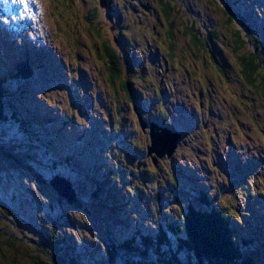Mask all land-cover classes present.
<instances>
[{
  "label": "rangeland",
  "instance_id": "1",
  "mask_svg": "<svg viewBox=\"0 0 264 264\" xmlns=\"http://www.w3.org/2000/svg\"><path fill=\"white\" fill-rule=\"evenodd\" d=\"M99 1L46 2L44 45L54 43L75 69L64 82L41 73V79L34 73L28 82H3L7 97L0 104L2 253L12 256L14 264H51L55 257L61 264H108L109 250H116L113 264H139L136 252L146 257L141 264H165L173 255L181 264H193L184 251L194 254L191 246L180 243L187 239L185 217L198 209L199 197L210 195L213 207L228 216L242 257L264 264V234L250 221L254 208L264 209V162L254 171L244 168L264 154V93L242 76L230 38L232 31L240 30L257 39L264 55V0ZM17 17L24 14L0 13L1 22ZM29 28L25 31L32 37L42 34L40 27L37 32ZM0 35L8 51L7 35ZM192 35L199 42L196 46ZM104 46L118 54L120 78L130 84L129 90L115 80L118 88L113 91ZM1 52L7 64L8 56ZM41 55L39 68L50 73L54 69L61 76L46 59L51 56ZM258 74H264V67ZM74 88L81 98L73 97ZM21 89L25 102L33 105L30 114L43 110L40 104L53 109L49 123L39 114L34 126L41 131L12 123L5 112L8 100L15 109L21 107L13 100ZM190 113L198 118L194 121ZM159 125L180 133L170 155L150 152V131L160 130ZM231 152L237 155L232 158ZM56 176L73 187L75 200L56 190ZM257 196L263 201L253 203ZM3 199L16 215L40 223L41 230L16 218ZM175 224L179 232L172 231ZM257 226L264 229V219ZM204 228L217 241L212 226ZM239 230L249 233L241 236ZM24 233L31 240H19ZM144 236L149 241L144 242ZM111 238L121 247L124 240L133 239L122 249H108ZM203 239L196 242L198 259L205 255L202 247L208 246ZM52 247L60 251L53 255ZM214 250L218 252L208 251L210 262H195L212 264ZM46 252L52 255H43ZM8 261L0 259V264Z\"/></svg>",
  "mask_w": 264,
  "mask_h": 264
},
{
  "label": "trees",
  "instance_id": "2",
  "mask_svg": "<svg viewBox=\"0 0 264 264\" xmlns=\"http://www.w3.org/2000/svg\"><path fill=\"white\" fill-rule=\"evenodd\" d=\"M159 1H162V0H159ZM98 2H99V0H98ZM162 11H163V16L166 19H168L170 13L167 11L164 2H163ZM184 33H186V30L184 31ZM230 38H231V41H232V44H233L234 52H235V54L237 53L236 55L238 57V64L240 65L239 69H240V72L242 73V76H244V79L246 80L247 83L251 84V86H253L255 89H257L260 92L264 93V74H258L259 69L261 67H264V66H262V63H264V55H263L262 52H259L257 39H254V38H251V37H247L244 34H241L240 30H237V29L232 31V33L230 34ZM191 39H193L192 40V45L193 46H196L199 43L194 38V35H192ZM249 47H254V48L251 51H247ZM104 51L106 52V55H107V57H105L106 58V62L108 64L107 67L110 69V72H111L110 75H107V78H109L107 80L110 83L113 84L115 89L118 88V85H115L117 80H118L119 86L121 88L123 87L122 89H126V90L128 89L129 90L130 89V87H129L130 84L124 82L123 79L120 78L121 66H120V63H119L118 54L115 55L116 54L115 51L112 49V47H109V46H104ZM30 64L33 65V66L39 67L41 65V61L36 60V63H31L30 62ZM26 65H28V64H26ZM25 70L29 71V69L27 67L25 68ZM25 70L22 69L18 65L17 60H16L15 63H13L12 66H11V71H10L11 77L13 79H18V78H21V76H25L24 77L25 78L24 81L28 82L32 78V76L34 75L35 72H33L31 74V76H30V75L26 74ZM10 73L6 71V69H5V67L3 65L0 66V83L1 84L5 81L6 78L8 80V75ZM19 74H22V75H19ZM121 79H122V81L124 83L121 81ZM115 80H116V82H115ZM123 84H125V85H123ZM12 85H14V84L11 83L9 88H12ZM1 88L2 87L0 86V104L2 102ZM9 88L7 89L8 92H10ZM115 89H113V91ZM113 91H112V93H113ZM22 92H23V90L21 89L14 96L13 100H19V99L22 98L20 103H19V106H21V108L24 110V113L27 114V117H28L29 121L28 122L26 121L24 123L21 122L22 124L18 123V120H15L14 118H12L9 108H8V110H5V112L7 114H9L8 118L9 119L11 118L10 120H12V123L16 122L21 127H25L28 130H30V131L31 130L41 131V129H37L34 126V125L38 124V122H39V120L41 118H40L39 114H36V113L30 114L31 113L30 108H32L33 106L30 103H26L25 102L24 95H23ZM127 94L129 95V93H127ZM5 95L6 94H3L4 100H5V97H7ZM114 95H116V94L114 93ZM37 104H40V103L38 102ZM40 105H42V104H40ZM10 106L11 105H9V107ZM0 110H3V108L0 107ZM13 112H15V111H13ZM0 114H2V113L0 112ZM149 146L150 145H147L146 148L148 149ZM153 164L155 166H158V163H153ZM13 168H14L15 172H17L16 168L15 167H13ZM89 191L92 192L93 194H95L97 192V189L92 190V191L89 190ZM3 200L8 205L12 206L6 199H3ZM200 205H201V208H200ZM200 205L198 206V209H195V210L191 209L189 211V213L186 214V217H185L186 218L185 219V222H186L185 228L186 229L185 228L184 229L186 231L185 233H186L187 239L185 240V242L184 241H181V242L179 241V242L181 244L188 243L191 246V249L193 250L192 252L194 253V254H189L188 255V252L186 250H184V247H183V250L185 251V258L187 257L189 261L191 260L193 262V264H197L198 263V262H195V260H197V261L201 260V262H204V261L205 262H210V256L208 255L209 254L208 251L211 250V252H212V249L217 248L218 252L216 250H214L215 255H214V259L212 261V264H228L229 262H231L232 264H236V263L237 264H240V263L241 264H254L248 259L250 257H247V256H243L242 257L241 251H240V247L238 246V245H240V243L236 241L238 239H236L233 242V238L235 236L232 234L231 228L229 226L230 225V221L228 220L229 219L228 216L224 212H221L223 209L218 207L217 208L218 210H217L213 206L211 208L210 205H204L203 206V204H201V203H200ZM9 211L11 213H13L16 218L19 217V216H21V218H22L23 214L16 215L17 213L15 212L16 213L15 214L14 211H12L10 209V207H9ZM22 220L24 221L23 222L24 224L30 223L32 225V223H33V226L36 227V231H38V230L40 231L41 230V226L42 225L40 223L36 222L35 219L32 220L30 217L24 216L22 218ZM195 223H196V225H195ZM206 224L207 225L209 224V225L212 226L213 231H215V233H216L215 236L217 238V241L213 240L212 234H208L207 235L208 232L204 228ZM178 226L180 227V225H178ZM178 226H177V224H175L174 225L175 228L174 227H171V228H174L173 231H178L179 232V227ZM212 229H211V231H212ZM106 230H109V229H106ZM183 233H184V231H183ZM201 233H203L202 234L203 236L205 234L207 235L208 246L204 245L202 247V249L205 250V252H204L205 255L200 256L199 257L200 259H198L197 254L195 253V247L197 245L196 242H200L203 239V237L201 236ZM24 234L25 235L20 236L18 239L19 240H23V241L31 240V238H29L27 236V233H24ZM109 234H111V233L109 232ZM147 238H148L147 236L143 237L144 242H145V240L149 241ZM61 239L62 238L59 237L58 241H61ZM132 239L133 238H129V239L124 240V245H127L128 243H131ZM207 240H206V238H204L203 242H206ZM212 240H213V244H211ZM9 241L13 243V240H9ZM62 241H64V240H62ZM2 245L3 244L0 243V259L1 260H4V259L9 260L8 262L10 264H14L12 256H9V255L6 256L5 254L2 253V250H1L2 249ZM109 245H111V246H109L110 248H108V249H112V247H115L116 249H122L123 248L115 240H113V242L111 244H109ZM56 250L57 249H54L52 247L53 255H54V252H56ZM35 251L37 252V250H35ZM57 251H60V250H57ZM155 252H157V251H155ZM36 254H37V256H39V253H36ZM45 254H49L50 255V253H48V252L43 253V255H45ZM135 254L139 258V261H138L139 264H141L142 262L145 261V259H146L145 256L140 255L139 252H136ZM125 256H127V254ZM116 257H117L116 256V250H114V252H111L109 250L108 259H107L108 260V264H113L115 262V260H116ZM157 261L159 262V260H157ZM62 262L63 261L61 259H58L57 257H55L52 260L51 264H61ZM40 263L41 264H50V263H46V262H44V263L40 262ZM125 264H138V263H135L133 260H130V261L128 260V262L125 263ZM149 264H152V263H149ZM165 264H181V263H179L177 258H175V255H173L172 259L169 260Z\"/></svg>",
  "mask_w": 264,
  "mask_h": 264
},
{
  "label": "bare ground",
  "instance_id": "3",
  "mask_svg": "<svg viewBox=\"0 0 264 264\" xmlns=\"http://www.w3.org/2000/svg\"><path fill=\"white\" fill-rule=\"evenodd\" d=\"M46 2L47 0H0V13L1 14H10L12 12H16L19 14H24V17H17L15 20H10V21H4L1 22L0 20V33H5L7 35V41H8V51H2L3 49L0 45V52L2 54H7L8 56V61L7 64L6 62H4V60H2V55L0 54L1 58L0 61L2 63V65L5 67L6 71L10 73L11 71V66L12 63H15V61L17 60L18 65L25 70V68L27 67L29 69V71H26L27 75H30L35 72V75H38V78L41 79L43 78L42 75L39 76V73L46 75L48 77H52V78H59L64 82V79L67 76L72 75L73 71L75 70L73 68V66L69 65V63H66L65 61V54H61L59 49L56 47V45L53 43L51 46H49L48 48L45 47L44 42H45V32L44 29L47 28L46 23H45V19L43 16H47L46 14ZM100 2V1H99ZM98 2V3H99ZM100 4V3H99ZM111 8V7H110ZM116 8V7H115ZM136 12V11H135ZM48 17V16H47ZM50 20L53 21V19L51 17H49ZM29 23L34 24L33 28H29ZM123 25V24H122ZM121 26V25H120ZM37 27L42 28V34H32L34 35L33 37L30 36V34L28 32H26V28H29L30 31H36L37 32ZM123 27H126L125 24L123 25ZM4 40L5 43V39L1 37L0 35V42H2ZM56 40L58 41L59 39L56 38ZM59 45V44H58ZM15 49H18L20 51H22L20 54H18ZM41 53H47L51 56V58H47L52 62V66L56 68V70L59 72V74L61 76H56V72L54 69H52L51 73L47 72L46 70L39 68L37 66H33L30 64L31 63H36V60H33L32 58L37 57V56H42ZM13 56L15 58H13ZM5 57V56H4ZM6 58V57H5ZM105 59V58H104ZM38 61H41V65L43 66V60L42 57L40 59H37ZM112 62V61H111ZM28 64V65H26ZM112 67V66H111ZM31 72V73H30ZM193 74V73H192ZM22 75V74H19ZM25 76H21V78L18 79H14L15 82L25 79ZM41 77V78H40ZM12 78L11 77V73L8 75V79ZM31 78V77H30ZM69 78V77H68ZM7 79V78H6ZM28 80V79H27ZM70 82V78L68 79ZM87 80L89 81V83L93 84V82L87 77ZM6 82V81H5ZM27 82V81H26ZM83 83V82H82ZM115 83V82H114ZM3 83H0L1 88V94H2V99H4L3 94H6V92L3 90ZM94 85V84H93ZM109 87V86H108ZM114 88V87H113ZM115 89V88H114ZM89 90V89H88ZM73 91L75 92H79L78 90H76L75 88L72 90V95L73 97L76 99L77 97H82L81 95L78 96L76 95ZM115 93V92H114ZM123 93V92H122ZM125 93V92H124ZM123 93V94H124ZM84 94H86V92L84 91ZM128 95V94H127ZM202 95V93H200V96ZM6 96V95H5ZM115 96V95H114ZM128 98V97H127ZM22 99V98H21ZM21 99L16 100L15 103L21 101ZM6 104V109L8 110V108L10 109V113L12 118H14L15 120H18V123H24V122H28L29 119L27 117V114L24 113V110L19 107L18 109L14 108V104H12L10 107V103L5 102ZM48 104V103H47ZM200 104V103H199ZM32 105V104H31ZM13 106V107H12ZM33 106V105H32ZM42 106V105H41ZM49 106V105H48ZM137 107V106H136ZM36 108V107H34ZM4 109V108H3ZM43 110L38 109V113L36 114H40V116L45 120L46 123H49L52 121L51 119V113L53 112V109L49 106H42ZM36 110V109H35ZM15 111V112H13ZM42 111V113H41ZM50 112V113H49ZM140 115V114H139ZM190 118L193 119L194 121L198 118V116H196V114L190 113ZM161 117H163V115H161ZM139 118V117H138ZM140 119V118H139ZM141 121V120H139ZM21 123V124H22ZM167 125V124H166ZM160 130L161 129H167L170 133H175L178 137H177V141L178 138L180 137V133H178L177 131H173L171 130L169 127L165 126V125H159ZM116 127V126H115ZM114 128V127H113ZM177 132V133H176ZM101 150V148H100ZM233 155L232 158H234L237 153L231 152ZM240 154H242V152L240 151ZM259 158H255L257 160H254L253 162H249L250 163V168L248 167H244L246 172H249L251 169L256 170L258 167V162H264V154L259 155ZM156 158V157H155ZM152 163V162H151ZM159 165V164H158ZM154 167V166H153ZM261 166H259L260 168ZM138 168V167H137ZM239 170L241 172L245 171L242 168H239ZM236 171V170H235ZM260 172V171H259ZM258 172V173H259ZM262 173H264V167L261 170ZM236 173L239 174L238 171H236ZM42 177V176H41ZM40 177V178H41ZM48 178V177H47ZM56 179L61 180L62 177L60 176H56ZM246 178V177H244ZM51 179V178H50ZM52 180V179H51ZM43 182V181H42ZM64 182V181H63ZM54 185V184H53ZM51 186V184H50ZM71 187V190H73V187ZM56 188V187H55ZM34 189V188H33ZM96 188H92L90 189L95 190ZM57 190V188H56ZM58 191V190H57ZM59 192V191H58ZM60 193V192H59ZM61 194V193H60ZM93 194V193H92ZM202 193H200L199 191L196 192V195L199 197ZM75 195H73V198L75 200ZM210 195H204L203 197H199V202L203 205H210V207L212 208L213 203L212 201L209 202L208 198H210ZM259 199V201H263L261 197L257 196L254 200L253 203H255L257 200ZM8 205V204H7ZM257 206V205H256ZM9 207H11L9 205ZM189 207V206H188ZM254 208V206H253ZM264 219V209H260V208H254V214L251 213V217H250V221L252 224V227H254V229H256L259 232H262L264 234V229H260L257 226V223L261 220ZM208 222V221H207ZM175 228V227H174ZM174 228H171L172 231ZM255 231V230H254ZM240 235L242 236L243 233L248 234L249 231L248 230H239ZM262 237V235H260ZM263 238V237H262ZM111 243L113 242L114 239H110ZM117 241V240H115ZM119 244V241H117ZM121 244V243H120ZM124 244V242H123ZM250 244L253 245V242L250 241ZM123 247H126L125 245ZM129 248V247H128ZM183 248V247H182Z\"/></svg>",
  "mask_w": 264,
  "mask_h": 264
},
{
  "label": "water",
  "instance_id": "4",
  "mask_svg": "<svg viewBox=\"0 0 264 264\" xmlns=\"http://www.w3.org/2000/svg\"><path fill=\"white\" fill-rule=\"evenodd\" d=\"M150 137L152 144L149 148L150 152L153 151L161 156L163 154L170 155L174 151L178 136L170 133L167 129H161L157 131L151 130ZM52 183L61 194H64L69 200H72L74 191L71 190L68 182L55 179Z\"/></svg>",
  "mask_w": 264,
  "mask_h": 264
}]
</instances>
